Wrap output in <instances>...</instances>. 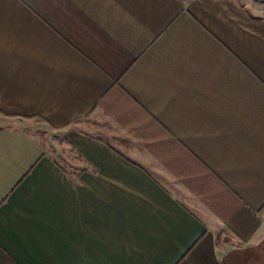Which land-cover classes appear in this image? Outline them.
<instances>
[{"label": "crops", "instance_id": "1", "mask_svg": "<svg viewBox=\"0 0 264 264\" xmlns=\"http://www.w3.org/2000/svg\"><path fill=\"white\" fill-rule=\"evenodd\" d=\"M0 264H264V15L0 0Z\"/></svg>", "mask_w": 264, "mask_h": 264}, {"label": "rangeland", "instance_id": "2", "mask_svg": "<svg viewBox=\"0 0 264 264\" xmlns=\"http://www.w3.org/2000/svg\"><path fill=\"white\" fill-rule=\"evenodd\" d=\"M241 5L246 6L247 9L251 12H257L261 15H264V0H239ZM35 134L39 138V141L43 142L44 146L49 149H53L57 151L59 154L61 152L60 145V135L58 133L49 131V130H41L40 128L35 131ZM59 161H62L61 158H57ZM62 163V162H61Z\"/></svg>", "mask_w": 264, "mask_h": 264}]
</instances>
